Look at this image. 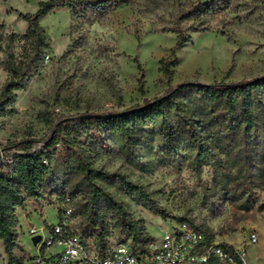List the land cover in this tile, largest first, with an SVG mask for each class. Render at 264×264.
Instances as JSON below:
<instances>
[{
    "label": "rangeland",
    "instance_id": "1",
    "mask_svg": "<svg viewBox=\"0 0 264 264\" xmlns=\"http://www.w3.org/2000/svg\"><path fill=\"white\" fill-rule=\"evenodd\" d=\"M42 1L50 0H0L6 32L23 35L28 28L23 16L36 13ZM107 1L113 5L110 10L90 14L89 20L74 19L68 8L40 18L51 39V52L43 68L25 87L14 90V100L0 113V157L11 160L47 145L46 154L54 156L52 175L40 198H29L17 209L19 247L13 256L27 264L39 253L33 238L46 239L60 221L90 245L105 233L108 247L131 246L128 230L107 203L110 197L128 221L145 230L148 245L187 224L216 243L246 251L249 264H264V188L249 197L251 185L245 178L249 165L231 167L232 191H223V172L213 164L215 157L197 161L192 152L178 163L160 155L155 142L153 149L137 146L139 157L130 158L109 131L76 132L65 121L135 109L186 82L238 84L264 76V0H230V9L214 18L210 31L191 34L182 47H176L173 32L178 12L173 1L133 0L118 7L123 0ZM3 56L0 51V103L6 99L10 78L1 65ZM193 98L181 91L177 101L191 108ZM186 120L191 130L194 122ZM214 154L233 163L234 155ZM77 155L92 169L123 175L141 186L165 215L134 199L119 179L100 180L97 188L90 187L74 162ZM33 229L39 231L35 236ZM253 234L256 243L251 242ZM11 262L0 238V264Z\"/></svg>",
    "mask_w": 264,
    "mask_h": 264
},
{
    "label": "trees",
    "instance_id": "2",
    "mask_svg": "<svg viewBox=\"0 0 264 264\" xmlns=\"http://www.w3.org/2000/svg\"><path fill=\"white\" fill-rule=\"evenodd\" d=\"M133 0H123L117 7ZM177 7L173 32L177 35L176 47H182L191 40V34L212 29L211 22L230 9V0H171ZM113 5L107 0H50L42 1L34 14L23 16L28 28L23 35L7 33L0 21V51L3 52L1 65L9 72L10 78L4 90L5 101L0 103V113L14 100V90L25 87L32 74L44 66L51 52V39L40 24V18L59 8H68L77 20H89L90 14H106ZM115 6V5H114ZM173 54L175 52L173 51ZM186 91L194 98L189 108L177 101L178 93ZM139 109V110H136ZM193 120L192 129L187 130V120ZM62 118L58 119V124ZM57 124V125H58ZM72 131H109L113 140L124 149L130 158H138L135 148L148 144L153 149L159 142V154L167 159L180 162L196 152L195 160L210 162L215 157V166L220 168L223 191H232L230 186L235 175L229 173L237 164L249 165L245 173L249 197L254 190L264 188V78L251 85L240 87L236 84H203L178 86L168 96L147 102L133 112L120 117L102 119L69 120ZM45 146L33 153L17 155L9 161L0 160V238L12 264H22L13 256L17 242V209L24 208L27 199L40 198L52 175L54 156L46 154ZM221 152L232 156L233 163L214 154ZM253 154V155H251ZM90 187L97 188L98 181L119 179L122 187L132 197L146 204L151 211L165 215V211L154 203L143 188L129 181L123 175H110L102 169H92L80 156L74 161ZM257 163V166L253 165ZM48 163V164H47ZM148 164V163H147ZM145 164L144 166H147ZM255 169V170H254ZM107 196V195H105ZM109 207L115 211L120 222L132 239V250L137 254L148 251L149 237L142 227L128 221L127 214L107 197ZM207 235L212 242V236ZM107 235L98 234L94 246L105 252ZM227 245V244H222Z\"/></svg>",
    "mask_w": 264,
    "mask_h": 264
},
{
    "label": "built area",
    "instance_id": "3",
    "mask_svg": "<svg viewBox=\"0 0 264 264\" xmlns=\"http://www.w3.org/2000/svg\"><path fill=\"white\" fill-rule=\"evenodd\" d=\"M0 160L9 161L3 157ZM38 232L33 229L31 235ZM257 241V235L253 234L251 242ZM37 245L39 253L27 264H249L246 251L210 242L205 232L187 224L164 232L158 244L149 245L148 251L140 255L124 243L102 252L69 231L61 221ZM57 246L59 250L54 249Z\"/></svg>",
    "mask_w": 264,
    "mask_h": 264
},
{
    "label": "water",
    "instance_id": "4",
    "mask_svg": "<svg viewBox=\"0 0 264 264\" xmlns=\"http://www.w3.org/2000/svg\"><path fill=\"white\" fill-rule=\"evenodd\" d=\"M264 78V76L258 77L256 79H253L251 81L248 82H244V83H238L236 84V86H240V87H244V86H248L251 85L255 82H258L259 80H262ZM192 84H196L195 82H186V83H182L179 85V87L185 86V85H192ZM139 110V109H136ZM134 109L131 110H126V111H122V112H114V113H104V114H85V115H80L78 117H75V119L81 120V119H102V118H108V117H120V116H124L128 113L133 112ZM72 119H66L65 121H69ZM33 242L35 245L38 244V238L34 237L33 238Z\"/></svg>",
    "mask_w": 264,
    "mask_h": 264
}]
</instances>
